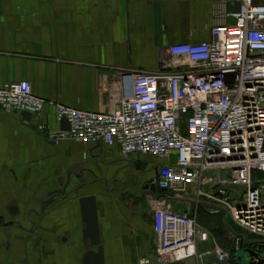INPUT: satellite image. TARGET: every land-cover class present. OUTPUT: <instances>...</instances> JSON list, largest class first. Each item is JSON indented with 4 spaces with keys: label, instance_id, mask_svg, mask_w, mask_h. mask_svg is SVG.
Returning a JSON list of instances; mask_svg holds the SVG:
<instances>
[{
    "label": "crops",
    "instance_id": "obj_1",
    "mask_svg": "<svg viewBox=\"0 0 264 264\" xmlns=\"http://www.w3.org/2000/svg\"><path fill=\"white\" fill-rule=\"evenodd\" d=\"M238 10L237 0H0V87L28 80L46 101L40 113L0 110V264H161L151 213L161 199L206 229L220 215L234 236L224 207L198 200L193 187L152 191L164 160L52 142L39 124L67 127L56 120L58 104L112 111L122 74L161 69L172 45L209 40L211 27L234 23ZM218 240L209 232L199 252Z\"/></svg>",
    "mask_w": 264,
    "mask_h": 264
},
{
    "label": "built area",
    "instance_id": "obj_2",
    "mask_svg": "<svg viewBox=\"0 0 264 264\" xmlns=\"http://www.w3.org/2000/svg\"><path fill=\"white\" fill-rule=\"evenodd\" d=\"M237 2L235 22L213 25L209 40L172 45V60L157 71L122 74L124 91L112 111L58 104L56 120L67 127L41 123L39 129L52 142L118 145L125 156L164 160L153 178L159 188L187 193L193 187L198 200L223 206L239 227L232 250L252 243L264 255V0ZM45 106L28 80L0 87V110L40 113ZM217 171L229 178L218 179ZM233 185L243 187L238 200ZM151 213L161 264L200 262L206 254L217 257L210 264L231 258L218 246L199 252L209 232L196 216L173 210L164 199Z\"/></svg>",
    "mask_w": 264,
    "mask_h": 264
},
{
    "label": "rangeland",
    "instance_id": "obj_3",
    "mask_svg": "<svg viewBox=\"0 0 264 264\" xmlns=\"http://www.w3.org/2000/svg\"><path fill=\"white\" fill-rule=\"evenodd\" d=\"M217 172L219 173L218 175L221 176V177H218V179H226V177H227V179L229 178V175H228L227 171H223V172L217 171ZM216 182H218V180H216ZM234 187H236L238 189V191L235 190ZM239 190L243 191V187L241 185H233V188L231 189V195L236 200H238V199H240L242 197V193H240ZM228 223L230 225L229 227H231L233 229H236V230H239V227H237L233 222L228 221ZM199 224L201 226H203V228L206 229L207 226L205 227L202 223H199ZM219 225L221 226V228H220L221 229V232L220 233L218 232V234H217L216 231H214L212 229H217L219 227ZM222 225H223V223H222V217L220 215H218V216H216V217L213 218L212 227L210 229L207 228L208 230H211V231H208L207 229L206 230L208 232H211L212 234H214V236L216 235L217 236V239H219L218 240L219 241L218 243H219L220 246L219 245H214L213 247L218 246V247H220L222 249H225L227 252H229L232 249L229 250L227 248H230L233 245V238H232L233 236L229 233V231H227V235H226L224 233V227ZM222 242H225L226 246L223 247L222 244H220ZM238 252H240L242 254V251L239 250ZM213 256H215L214 261H217L216 255H213ZM243 256H246V255L243 254ZM222 263H224V262H222Z\"/></svg>",
    "mask_w": 264,
    "mask_h": 264
},
{
    "label": "water",
    "instance_id": "obj_4",
    "mask_svg": "<svg viewBox=\"0 0 264 264\" xmlns=\"http://www.w3.org/2000/svg\"><path fill=\"white\" fill-rule=\"evenodd\" d=\"M151 189L152 191H160L164 190L159 188L153 181H151ZM240 251H242V254L240 252H236L233 254L232 259L237 261L240 264H263L264 263V255H261L257 250L250 248V247H244ZM245 254L246 256H243Z\"/></svg>",
    "mask_w": 264,
    "mask_h": 264
},
{
    "label": "trees",
    "instance_id": "obj_5",
    "mask_svg": "<svg viewBox=\"0 0 264 264\" xmlns=\"http://www.w3.org/2000/svg\"><path fill=\"white\" fill-rule=\"evenodd\" d=\"M228 221H229V220H227V222H228ZM222 223H223L222 226L224 227V226H225V221H224L223 218H222ZM223 227H222V228H223ZM218 228H219V229H218ZM218 228H217V229H212V230L216 231V233L218 234V232H219V233L221 232V229H220L221 226L219 225ZM245 245H246V246H250V244H248V243H245ZM234 253H235L234 250H231V260L233 261L234 264H240V263H238L237 261H235V260L232 259V256H233Z\"/></svg>",
    "mask_w": 264,
    "mask_h": 264
}]
</instances>
